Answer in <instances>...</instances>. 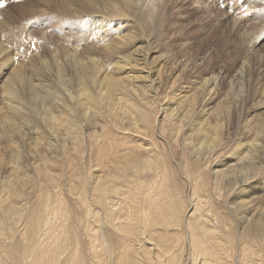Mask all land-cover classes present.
I'll use <instances>...</instances> for the list:
<instances>
[{
    "label": "rangeland",
    "instance_id": "obj_1",
    "mask_svg": "<svg viewBox=\"0 0 264 264\" xmlns=\"http://www.w3.org/2000/svg\"><path fill=\"white\" fill-rule=\"evenodd\" d=\"M148 1L150 20L141 29L134 23L142 20L128 27L120 28L117 20L109 25L135 34L142 43L149 38L163 54L161 79L166 83L157 98H149L148 121L136 126L108 124L98 129L94 141L86 137L83 154L68 147L49 155L55 162L49 163L55 183L40 181V176L31 177L23 169L35 180L26 196L14 201L0 192V220L7 219L3 212L7 207L17 210L10 215L11 224L0 222V264H48L49 247H56V264H133V256L143 264H264V153L251 148L250 137L241 132L242 124L262 109L256 100L264 90V2ZM49 13L39 16H46L47 22L36 31L57 35L60 16ZM38 39L34 36L31 43ZM129 41L131 46L133 40ZM242 61L248 63L250 79L235 92L242 89L246 96L236 98L238 107L228 116H220L215 148L191 142L185 137L188 130L176 134L169 119L160 128L163 110L170 112L175 106L172 92H180V85L194 87L208 76H217L213 104L224 108L225 88ZM173 78L181 84L170 85ZM189 90L183 92L192 94ZM260 116L264 115L255 117L264 119ZM215 124L213 120L210 126ZM117 174L122 187L113 196L119 203L108 213V202L98 201L94 184ZM155 192L160 193L159 203L165 204L163 214L157 215L152 205ZM191 204L203 216L204 240L214 243L207 247L209 252L191 246L192 228L187 227L194 224L187 219ZM102 222L108 247L95 240ZM62 238L66 241L61 246Z\"/></svg>",
    "mask_w": 264,
    "mask_h": 264
},
{
    "label": "bare ground",
    "instance_id": "obj_2",
    "mask_svg": "<svg viewBox=\"0 0 264 264\" xmlns=\"http://www.w3.org/2000/svg\"><path fill=\"white\" fill-rule=\"evenodd\" d=\"M2 2L4 7L3 10L0 8V192H5L7 197L18 201L26 196L35 181L28 178L24 170H29L31 177L40 176L38 179L40 181L55 183L57 177L50 175L49 167V163L54 161L49 155L53 157L59 155L68 147L83 154L86 137L94 141L98 129L108 124L136 126L148 121L152 103L150 99L158 97L157 91L166 79L164 81L161 79L163 54L151 43L153 41L145 37V43H142V38L138 40L135 34L127 35L121 33L123 29L117 28L132 25L135 20H142L134 23L137 29H141L147 18L150 20V15L146 12L147 6L151 3L148 0H2ZM49 12H55L60 16L57 35L52 34L54 32L51 33L52 36L50 32L36 31L47 22L46 16L41 19L39 16L49 15ZM114 20L120 21L117 22L119 25L116 26L117 29L109 26ZM141 33L142 31L140 35ZM34 36L39 38L35 45L34 42L31 43ZM101 40L105 43L102 44L103 47H98ZM129 40H133L131 46L126 43ZM173 60L176 61L175 58ZM247 69L246 61H242L236 70L234 69L236 74L230 77L223 94L224 108L223 106L220 108V104H213V98L217 95V91L213 90L217 82L216 75L203 78L194 87L180 85V90L178 88L180 92L171 93L173 95L171 100L175 106L170 112L163 110L160 128H165L164 122L169 119L176 134L188 130L185 135L188 140L196 141L200 147L215 148L219 143V134L221 135L220 129L216 128L220 116L224 117V114L228 116L231 109L238 107L235 102L237 97L245 99L244 91L241 89L235 92V88L242 82L244 84L249 81L247 75L251 71ZM113 71L129 73L115 76L112 74ZM178 76L179 72L175 78ZM175 78L171 79L170 85L177 83ZM188 90L192 94L184 93ZM263 91L257 93L259 98L256 100L257 107L262 108L259 112L262 115H264ZM260 114L250 116L242 124L241 132L250 137L251 148L258 153L259 151L264 153V119L255 117ZM213 120L216 124L210 126ZM137 165L139 167V164L133 167L137 168ZM3 173L7 175L4 176ZM119 177L121 176L118 174L109 175L104 179L100 178L98 183H93L100 193L98 201L103 202L102 199L106 198L108 213L117 202L119 203L113 196L122 187L117 181ZM157 193L152 195L151 200L159 215L165 204L159 203L160 193ZM13 208L14 206L7 207L3 211L7 219L0 222L11 224L14 216L10 215L17 212ZM188 212L187 219L194 220V224L189 223L187 226L188 229L192 228L191 246L196 250L209 252L208 248L214 243L207 245V241L204 240L203 234L207 230L204 227L203 216L197 211L195 204H191ZM110 224L114 223L111 221ZM105 225L106 223L100 224L99 228L102 231H99L100 236L97 235L95 240L108 247L109 243L103 230ZM65 241V238L60 240L61 246L65 245ZM49 248L50 254H54L53 256L49 254L47 263L56 264V247ZM139 259L133 256L130 263L143 264Z\"/></svg>",
    "mask_w": 264,
    "mask_h": 264
},
{
    "label": "snow or ice",
    "instance_id": "obj_3",
    "mask_svg": "<svg viewBox=\"0 0 264 264\" xmlns=\"http://www.w3.org/2000/svg\"><path fill=\"white\" fill-rule=\"evenodd\" d=\"M4 7V4L2 2V0H0V8H3Z\"/></svg>",
    "mask_w": 264,
    "mask_h": 264
}]
</instances>
